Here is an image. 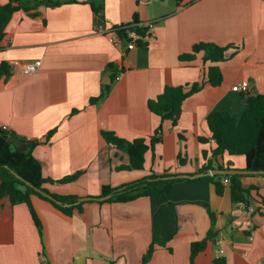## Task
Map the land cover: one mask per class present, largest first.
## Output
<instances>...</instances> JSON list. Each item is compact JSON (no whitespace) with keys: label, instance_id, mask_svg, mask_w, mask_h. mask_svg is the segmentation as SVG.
Segmentation results:
<instances>
[{"label":"crops","instance_id":"obj_1","mask_svg":"<svg viewBox=\"0 0 264 264\" xmlns=\"http://www.w3.org/2000/svg\"><path fill=\"white\" fill-rule=\"evenodd\" d=\"M99 2L102 16L86 0L41 3L11 15L0 40V62L41 59V65L34 73L10 66V75L0 79V128L37 141L32 153L43 176L53 180L44 187L59 195L96 197L103 186L117 188L152 174L200 172L202 150L209 155L213 143L208 115L227 111L239 118L248 94H264V0ZM134 18L142 26L152 23L149 35L127 49L114 46L105 31ZM201 41L233 44L227 55L234 53L216 63L220 84L205 83L186 97L172 126L151 112L147 101L167 85L206 80L210 63L202 52L180 59ZM244 80L248 92L232 89ZM104 87L108 93L91 103ZM159 125L161 141L146 152L141 169H126L127 154L101 133L132 140L151 136ZM200 137L208 141L201 143ZM215 160L212 168L245 169L243 155L224 153ZM74 174L72 181H58ZM239 180L249 190L248 205L231 200L223 178L221 194L208 179L181 178L167 197L152 190L125 202L88 200L70 215L32 195L41 233L25 203L0 197V264H189L190 244L209 230L213 237L194 264L215 259L264 264V174H243ZM164 237L169 239L155 244L143 261L150 244Z\"/></svg>","mask_w":264,"mask_h":264},{"label":"trees","instance_id":"obj_2","mask_svg":"<svg viewBox=\"0 0 264 264\" xmlns=\"http://www.w3.org/2000/svg\"><path fill=\"white\" fill-rule=\"evenodd\" d=\"M77 1L78 0H7L5 4H0V40L4 36L6 24L15 11L19 9L32 11L41 3L50 6H58ZM86 2L90 4L95 13L100 16L103 15L104 9L102 2H99V0H86ZM176 2L180 5L182 0H176ZM34 13L36 12L33 11L32 14ZM129 26L138 34L135 44L143 43L146 36L149 35V27L140 25L136 18H134V22L129 24ZM116 32L120 38L127 40L125 29L117 27ZM232 47H234L233 44L219 45L207 41L195 43L190 52L180 55V59L191 60L196 53L202 52L203 61L210 63L206 69V80L201 83L194 82L189 87H187V85H167L156 98L147 101L148 109L159 115L162 120H169L172 126H175L177 118L174 117V114L180 111L181 104L186 97L197 92L205 83L212 86L220 84L222 77L216 63L227 60L234 53L233 51L231 55H227V51ZM10 70L11 67L9 64L4 61L0 62V79L2 77L7 78L10 75ZM108 91L109 88L104 87L98 96L90 99V102L95 103L100 101ZM206 125L213 143L209 155L207 151L202 150V156L205 162L201 166V171L212 168L214 163H216V157L222 156L224 153L243 155L246 169L264 171V94H248L246 109L239 118L232 116L227 111H214L206 118ZM52 133L53 131H50L48 136ZM101 133L108 144L127 154L129 163L124 166L126 169H141L144 166L146 152L153 151L154 146L161 141L163 130L162 126L159 125L151 136L137 137L132 140L122 138L113 131H102ZM4 134H6L7 137H4ZM199 141L205 143L208 139L200 137ZM36 144L37 141L27 140L14 132L0 128V197L8 198L12 204L25 203L29 208L36 228L39 233H41L42 225L32 206V195L50 202L55 208L68 215H70L74 209H80L84 202L66 207L57 204L54 200L43 196L32 187L26 185L12 173V171H14L20 177L50 193L44 187V184L53 182V180L43 176L41 164L32 153ZM178 161L179 163L184 162L181 155H178ZM217 166L218 168L224 169L221 164H217ZM169 175H171V173L166 171L161 175L152 174L146 178L127 183L117 188L103 186L102 195L112 193V196L105 201L125 202L140 196L148 195L152 190H156L160 192L163 197H167L173 188V183L180 180L179 178H166ZM75 177H77V174L67 176L58 181L69 182L75 179ZM239 177L240 175L237 174H227L203 176L195 178V180H210L215 185L216 193L221 194L223 185L220 179L228 178L231 200L233 202H241L248 205L247 195L249 190L242 186ZM50 194L54 198L68 203H73L77 198L74 195ZM212 237L213 232L209 230L203 239L194 241L190 244L189 264H194L195 256L205 248L207 241L212 239ZM168 239L169 237H164L154 240L144 255L143 261L149 258L155 244L164 245ZM214 264H224V261L215 259Z\"/></svg>","mask_w":264,"mask_h":264},{"label":"built area","instance_id":"obj_3","mask_svg":"<svg viewBox=\"0 0 264 264\" xmlns=\"http://www.w3.org/2000/svg\"><path fill=\"white\" fill-rule=\"evenodd\" d=\"M151 2V0H137L138 4H149ZM146 27H149V29L152 27V23L148 22L145 25ZM122 29H125V33L127 36V40L126 39H122L118 36L117 34V27L113 28L111 30H107L105 31L106 36L108 37V40L116 47L122 49V48H128L131 45H135V42L138 38V34L135 32V30H133L132 28H130L129 25H123V26H119ZM41 65V59H34L31 61H17V60H13L10 64V66L15 67V66H19L20 70L24 73H34L36 72ZM115 79H119V76H116ZM248 82L246 80L242 81L241 83H238L236 85L232 86V89L240 91V92H248ZM223 182L225 183H229V179L228 178H223ZM220 252H222V250H220Z\"/></svg>","mask_w":264,"mask_h":264},{"label":"water","instance_id":"obj_4","mask_svg":"<svg viewBox=\"0 0 264 264\" xmlns=\"http://www.w3.org/2000/svg\"><path fill=\"white\" fill-rule=\"evenodd\" d=\"M174 117L177 118L178 117V113L176 112L174 114ZM4 137H7L6 134L3 135ZM12 173L18 177L21 181H23L26 185L32 187L34 190H36L38 193L42 194L43 196L54 200L57 204H60L62 206H71L73 205H77L81 202L84 201H88V200H97V201H102L105 199H108L109 197L112 196V193L107 194V195H101V196H96V197H91V196H81V197H77L76 200L73 203H68V202H62L61 200H58L56 198H54L50 193L44 191L42 188L35 186L34 184H32L30 181L25 180L24 178L20 177L17 173H15L14 171H12ZM243 175V174H264L263 170H250V169H234V168H228V169H222V168H209L206 171H200V172H196L194 174H171L169 176H167L166 178L169 179H181V178H188V179H194V178H199V177H203V176H215V175Z\"/></svg>","mask_w":264,"mask_h":264},{"label":"rangeland","instance_id":"obj_5","mask_svg":"<svg viewBox=\"0 0 264 264\" xmlns=\"http://www.w3.org/2000/svg\"><path fill=\"white\" fill-rule=\"evenodd\" d=\"M182 155H183V152H182ZM192 162L194 163V159L192 158ZM190 163H186L187 167L190 166L189 165Z\"/></svg>","mask_w":264,"mask_h":264}]
</instances>
